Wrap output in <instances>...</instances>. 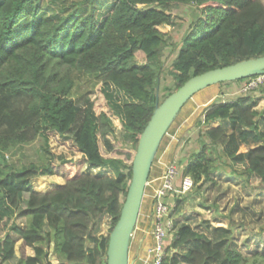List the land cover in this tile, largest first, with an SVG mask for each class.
Listing matches in <instances>:
<instances>
[{"label":"trees","instance_id":"obj_1","mask_svg":"<svg viewBox=\"0 0 264 264\" xmlns=\"http://www.w3.org/2000/svg\"><path fill=\"white\" fill-rule=\"evenodd\" d=\"M177 4L187 5L192 13L180 43L160 30L177 26L173 15ZM169 48L175 55L168 73L175 89H168L164 99L193 76L264 56V2L0 0V264L15 259L18 240L34 250L18 264H107L109 235L97 234L104 217L111 218L113 227L120 217L135 156L126 155L127 162L109 155L115 152L109 140L115 133L111 115L121 121L124 140L136 154L157 100H164L157 90ZM74 72L101 85L99 111L89 93L74 97ZM261 86L205 108L198 122L204 127L199 148L181 166L177 189L187 176L201 189L226 170L246 181L256 178L264 186ZM110 87L126 98L119 110L120 98ZM260 89L263 97H255ZM51 134L70 139L81 160L54 155ZM37 139L43 141L46 162L3 166L13 148ZM100 144L108 155L101 152ZM242 147L248 150L243 152ZM84 164L113 175L85 173ZM42 176H60L65 183L39 192L33 180ZM13 217L27 222L12 223L2 237L3 224ZM175 227L161 264H264V253L248 256L229 242L227 228L218 230L224 237L219 241L187 223L175 222ZM51 244L57 263L48 259ZM180 247L186 251L173 252Z\"/></svg>","mask_w":264,"mask_h":264},{"label":"rangeland","instance_id":"obj_2","mask_svg":"<svg viewBox=\"0 0 264 264\" xmlns=\"http://www.w3.org/2000/svg\"><path fill=\"white\" fill-rule=\"evenodd\" d=\"M264 2V0H263ZM173 15L176 17L177 26L169 27L162 26L160 30L170 33L174 42L180 43L181 38L186 31L192 17V13L189 7L185 4H177L173 8ZM174 53H171V49H167L165 52L166 70L160 78L159 88L157 90L160 100H163L167 94L168 89H175L173 78L168 74L170 71L171 61L174 58ZM73 78L75 81L74 97L77 98L81 94L89 93L91 101L96 105V111H99L102 106L100 103V86L92 77L74 72ZM245 81H233L224 82L223 84H217L210 86L199 93L187 102L182 108L179 115L169 128L168 133L162 139L160 147L157 152V156L153 165L158 166L160 162L165 167L164 172L170 165H175L178 169V177L182 171V165L190 158L194 151L198 150V139L201 131L204 130L202 125H198V122L203 117L205 108L214 102L228 101L236 99L240 94V88L243 87ZM264 84V83H262ZM260 84L258 88L262 85ZM98 85V86H97ZM264 89V86H261ZM112 92V88H108ZM261 89L257 91L255 97H263L260 93ZM91 93V94H90ZM113 95L119 97L120 104L117 106V110L120 109L121 104L126 101L125 96L119 92L113 90ZM264 105V99L259 101V109ZM108 113L111 115L110 111ZM113 124L115 127L114 135H109L110 142L115 146V152L109 155L116 156L130 161V157L126 155H135L134 150L124 140V130L121 121L111 115ZM43 141L37 139L35 142L20 147L13 148L9 153L5 155V161L3 166L9 169L11 166L14 168H21L29 163L42 164L47 161L48 156L42 148ZM49 145L51 151L57 157L63 156L73 162L81 160L82 154L74 146L70 139L59 137L55 134L49 135ZM178 149L177 154H172V146ZM101 152L105 155L106 149L103 144H100ZM174 149V151H175ZM248 148L242 147V151H247ZM123 154L125 156H121ZM57 161H59L57 159ZM156 166H152V170ZM9 167V168H8ZM236 169H243V165H234ZM81 171L85 173H93L95 175H113V172L107 169H90L87 164L82 165ZM229 171H222L216 175L214 182H208L202 186L201 189H197L193 186L186 194L174 193L172 196L170 193L162 198V202L170 209L171 217L175 220L177 226L182 223L190 224L200 231H204L212 239H218L221 241L224 237L219 229L227 228L229 233L226 235L229 242H231L237 249L242 251L245 255L253 256L256 253H264V186L256 178L246 181L242 177L231 176ZM162 181V180H161ZM65 183V178L60 176H42L33 180V185L36 191L48 192ZM148 185V184H147ZM150 189L143 200L142 211L145 212L147 202L151 196L152 200L154 195L150 194ZM27 198V195L25 196ZM179 199V203L177 202ZM178 203V206H176ZM153 204V202H152ZM27 220L25 218L13 217L6 219L3 224L1 235L4 237L12 223L18 225H25ZM113 223L109 216L103 218L98 237L101 235L108 236L111 233ZM153 235V232H152ZM225 236V237H226ZM172 242L168 240L166 242ZM134 240L132 241V243ZM165 242V247H166ZM93 242L88 243V247H93ZM153 245H149L146 249L145 256L139 257L136 253L135 245L130 246L129 264H151L152 252L150 251ZM48 259L52 263L58 262V257L54 252L53 244L47 248ZM186 251L185 248L180 247L173 252ZM169 250L165 254H168ZM144 253H142L143 255ZM34 250L31 247L26 246L22 240H18L16 243V257L14 260L7 264H18L19 261L25 260L28 256H33ZM138 258V259H136Z\"/></svg>","mask_w":264,"mask_h":264},{"label":"water","instance_id":"obj_3","mask_svg":"<svg viewBox=\"0 0 264 264\" xmlns=\"http://www.w3.org/2000/svg\"><path fill=\"white\" fill-rule=\"evenodd\" d=\"M264 75V56L239 61L191 77L161 103L142 132L132 162L129 183L120 217L113 227L107 248V264H129L132 235L140 215L146 187L158 149L182 108L200 91L220 83Z\"/></svg>","mask_w":264,"mask_h":264},{"label":"built area","instance_id":"obj_4","mask_svg":"<svg viewBox=\"0 0 264 264\" xmlns=\"http://www.w3.org/2000/svg\"><path fill=\"white\" fill-rule=\"evenodd\" d=\"M264 83V75L251 78L249 82H245L240 88L241 93H245L250 89L257 88ZM179 173L175 165H170L164 172L160 187L156 190L153 197V246L151 264H161L165 257L166 249L165 242L172 240L176 231L175 220L171 217L170 209L162 202V198L167 194L188 192L193 186L194 182L191 177H184L181 181L180 188L175 187Z\"/></svg>","mask_w":264,"mask_h":264},{"label":"crops","instance_id":"obj_5","mask_svg":"<svg viewBox=\"0 0 264 264\" xmlns=\"http://www.w3.org/2000/svg\"><path fill=\"white\" fill-rule=\"evenodd\" d=\"M176 147L172 146V154H177L178 149H175ZM175 149V151H174ZM156 166V165H153ZM164 166L162 165V162L158 166L155 167V169L151 170L148 185L146 187V190L148 192V188L150 189V194L154 195L156 190L160 187L161 184V175L164 171ZM143 207V205H142ZM153 227H154V221H153V204H152V198L149 197V201L147 202L145 212L140 211V215L136 224V228L134 230V233L132 235L131 244L135 245L136 253L139 254V257L145 256L146 249L149 248V245H153ZM134 242L132 243V241ZM130 253V252H129ZM142 253H144L142 255ZM136 258V259H138Z\"/></svg>","mask_w":264,"mask_h":264}]
</instances>
